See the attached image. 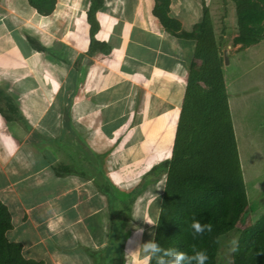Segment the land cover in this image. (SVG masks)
Instances as JSON below:
<instances>
[{
	"label": "crops",
	"instance_id": "crops-1",
	"mask_svg": "<svg viewBox=\"0 0 264 264\" xmlns=\"http://www.w3.org/2000/svg\"><path fill=\"white\" fill-rule=\"evenodd\" d=\"M94 1L55 0L42 13L0 0V200L9 240L44 264L129 263L138 227L128 216L164 194L196 45L185 34L203 13V0H168L177 32L158 0H99L93 38Z\"/></svg>",
	"mask_w": 264,
	"mask_h": 264
},
{
	"label": "trees",
	"instance_id": "trees-1",
	"mask_svg": "<svg viewBox=\"0 0 264 264\" xmlns=\"http://www.w3.org/2000/svg\"><path fill=\"white\" fill-rule=\"evenodd\" d=\"M238 15L237 44L256 45L264 32L250 30L260 18L254 0H233ZM42 13H50L55 0H30ZM155 10L162 24L179 31L181 24L167 15L168 0H158ZM95 0L89 10L91 36L99 30ZM264 20V16L261 17ZM187 39L196 42L182 113L159 219L156 242L193 255L206 251L207 264H218L221 237L236 230L249 216V199L238 149L227 85L224 78L223 45L214 29L210 9L203 0V16ZM239 38V41H238ZM222 41V38H221ZM196 220L211 225V231L196 236ZM14 228L9 208L0 200V264H44L23 255V246L7 236ZM151 264H156L155 260ZM233 264H264V222L248 226L233 253Z\"/></svg>",
	"mask_w": 264,
	"mask_h": 264
},
{
	"label": "rangeland",
	"instance_id": "rangeland-1",
	"mask_svg": "<svg viewBox=\"0 0 264 264\" xmlns=\"http://www.w3.org/2000/svg\"><path fill=\"white\" fill-rule=\"evenodd\" d=\"M253 4V10L260 18L254 25L250 26V30L262 33L264 32V20H261V17L264 16V0H254ZM213 5L209 9L219 42L227 29L232 45L235 44L233 49L236 48V53L229 57L231 64L227 76L230 82L229 92L233 105L238 149L245 181H247L246 187L250 204L249 216L245 222L220 239L218 264H233L235 251L233 249L236 248L244 230L250 225L264 222V41L256 45H251L249 42H246L248 44H237L233 39L235 34L239 35L235 2L233 0H219L218 7ZM202 16L203 13L200 15V19ZM200 19L197 20L194 17L189 21L188 33L195 30ZM162 200L163 195L160 194L156 195L154 201L134 204L135 217L133 218L131 213L128 216L130 229L144 228L143 233L134 238L136 246L152 239L148 233L155 231L156 225H148L145 222L151 220L156 224ZM9 237L11 239V236ZM234 241L236 242L235 245L233 244ZM128 251V264H140L133 248L128 249Z\"/></svg>",
	"mask_w": 264,
	"mask_h": 264
},
{
	"label": "clouds",
	"instance_id": "clouds-1",
	"mask_svg": "<svg viewBox=\"0 0 264 264\" xmlns=\"http://www.w3.org/2000/svg\"><path fill=\"white\" fill-rule=\"evenodd\" d=\"M148 225H156L151 220L145 222ZM194 235L199 236L204 232L211 231V225H202L199 221L194 220L191 224ZM143 228H136V235L143 233ZM151 240L142 245H138L133 252L137 254L140 264H151L155 260L156 264H207L209 259L206 251L193 249V255L178 251L174 248L164 249L156 242L157 234L155 231L149 233ZM131 241V240H129ZM235 241L233 244L235 245ZM235 250V249H233ZM128 253L126 254V256Z\"/></svg>",
	"mask_w": 264,
	"mask_h": 264
},
{
	"label": "water",
	"instance_id": "water-1",
	"mask_svg": "<svg viewBox=\"0 0 264 264\" xmlns=\"http://www.w3.org/2000/svg\"><path fill=\"white\" fill-rule=\"evenodd\" d=\"M224 56H225V64L229 65L230 61H229V55L227 51L224 53Z\"/></svg>",
	"mask_w": 264,
	"mask_h": 264
}]
</instances>
